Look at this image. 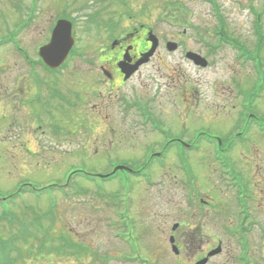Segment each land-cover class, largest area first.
I'll return each instance as SVG.
<instances>
[{"label": "rangeland", "instance_id": "rangeland-1", "mask_svg": "<svg viewBox=\"0 0 264 264\" xmlns=\"http://www.w3.org/2000/svg\"><path fill=\"white\" fill-rule=\"evenodd\" d=\"M15 1L0 0V65L4 67L0 72V199L15 192L22 183L42 186L51 183L50 181H56L58 184H63L65 172L71 166L72 168L78 167L79 170L85 168L87 172L107 173L111 170L107 165L108 161L106 162L107 156H117L119 159L131 158L137 163L136 165L142 163L143 144L144 142L150 143L156 135L150 133L143 135L138 132V126L134 125V140L128 141L126 124L131 123L132 118L127 120L119 116L117 125H112L113 122L110 121V125L116 131L109 135L110 131L104 124L103 114L100 115L102 124L94 122L90 118L85 127L79 120L64 124L59 117L56 122L61 128H59V134H55L49 128L51 126L49 123L52 122L47 117L42 116V121L40 117L32 115L29 109L21 112L20 107L26 105H20L21 96L16 92L14 86L17 84L18 72L22 70L24 64L18 57L12 55L10 48L18 44L26 46L30 54L36 58L35 46L47 41L48 27L52 25L54 15L65 11L74 17L73 30L76 44L78 43L75 49L80 50L78 56L85 54L83 56L85 59L75 56L74 60L61 72L60 81H55L53 87L67 96L73 91L80 92L86 105L83 108L88 115V111L94 108L92 104L96 103L93 88H103L101 83L92 84L89 81L90 76H94L90 74L93 71L91 68L93 65L89 63L95 58L103 37L100 35L101 32L92 26L95 25L94 23L90 24V31L83 30L85 26L89 25L87 18L93 19L88 13L95 14L97 20L115 17L117 18L115 20L120 21L124 28L130 23V20L122 18V11L129 15L135 13V18L148 22L154 32L159 33L168 30L154 22L158 11H161V14L165 11L172 18L180 17L178 13H182L190 22V20H196L199 17L206 18L202 6H193L196 0H127L126 6H122L117 0H38L32 11V21L22 28L19 37L15 35L14 25H17L16 23L21 18L16 16L17 12H15V4H13ZM173 1H182V4L193 6L194 15L190 13L187 15L184 9L177 11L172 4ZM223 1L227 3V0ZM186 4L185 6L188 7ZM21 5L23 7L21 10H26L27 1ZM135 23L136 21L133 20L132 24ZM167 25L168 27L172 26ZM199 47L203 48L200 45ZM229 62L228 59L222 58L223 66ZM98 63L97 60L93 64ZM170 64L168 59H162L160 71L157 70L154 75L155 81L157 83L161 81L163 84L161 92L159 91L158 94L152 92L147 71L142 76L134 78L133 82L137 85L142 101L150 103L152 100H160V103L154 106L156 111L153 108L156 116L165 120L166 123H170L173 131H184L186 137H190L193 130L197 128H205L203 126L209 125L211 121L218 126L217 119L222 115L215 117L210 112L211 107H220L223 105L222 103L232 100V98L230 100L224 98L228 93L224 94L221 91L222 84L216 83L215 92L221 96L214 99L212 103L211 100H208L210 74L207 69L202 70L201 75L194 79V74L186 66L182 67V74L185 76L183 85L189 89L186 91L187 97L194 94L193 100L196 99L198 102L195 108L198 109L196 114L203 117L200 122L191 117L185 122L183 120L185 112L182 111L180 104L175 107L176 101L180 99L174 90L170 91V88L174 89L172 79L168 76V73L171 72ZM152 70H154L153 67ZM83 73L86 76H83ZM30 84L32 87L35 86L33 81ZM88 103H90V107H88ZM260 103L263 104L264 100ZM115 107L116 103L113 102L111 104L112 113H116ZM229 107H226L225 112L228 113ZM219 112L223 114L222 111ZM89 116L95 118L93 113ZM66 125L68 127H62ZM165 125L168 127L167 124ZM223 126L227 125L224 123ZM69 129L71 132H68ZM53 130L55 131L54 128ZM226 130L222 129V133ZM250 136L254 143H248L247 147L237 146L233 157L240 165V168L237 169H240L242 176L249 183L255 198L253 200L256 201V204L253 202L251 208L254 210L256 220H260L264 224V139L257 133ZM256 138L258 139L256 140ZM27 149L32 152L36 150V154H30ZM188 159L195 172L194 179L190 182L191 186L196 191H200L203 197L213 198L218 206L217 209H205L204 207L200 210L196 208V203L188 196L189 183L179 171L174 152L168 154L166 168L152 169L153 179L160 182L157 186L146 185L141 178L137 180L133 174H120L118 177L116 176V180L106 182L104 191L100 193L93 188L91 182L76 176L73 181L74 187L71 190L73 193L69 198L63 197L58 192L53 194L52 191L43 192L42 195L36 197L28 192L27 185H24V188L19 190L23 193L21 198L6 199L3 205L0 204V211L2 208L14 211L23 218L27 217L25 209L27 204L33 206L39 213L47 214L49 209L46 217L50 218L49 214L54 217L53 227L49 231V223L44 221L41 230L45 229L48 233L51 232L49 238L53 241H46L43 235L38 232H35V236L26 241H22V239L15 241L16 244L19 243V250L15 253L12 252L13 256L16 255L15 264H97V262L98 264H120L110 257L114 256L118 248L119 252L125 249L121 244L112 241L109 228L103 227L105 222L110 219V209L112 210L111 204L106 199L118 196L128 198L130 214L135 225L134 234L138 236L144 253L150 257L153 264H176L168 243L170 233L173 234L176 242L182 244L180 251L183 261L188 262V258L192 259L198 254L202 255V252L212 244L213 238L225 236L223 233L217 232L221 229L220 221L222 220L219 210H223L227 221H235V211L230 214L228 212L230 210L229 199L232 198L233 193H236V189L233 187L229 189L228 181L218 175V171L221 173V169L212 160L209 147H202L197 154H188ZM126 162H129V159ZM121 182H126L124 185L128 190H123L120 195L113 196L112 193L120 189ZM67 188L69 189V187ZM81 191L84 192L80 193ZM146 218L149 220L148 223L143 221ZM142 221L144 223H141ZM177 222L179 225L174 231H171V227ZM258 224L260 223L258 222ZM14 226L16 227V225ZM32 228L33 226L26 227L28 230H32ZM251 228L253 231L250 235H246L251 241V264H264V231H258L256 226H251ZM10 231V225L4 222L0 223V238L11 235ZM145 232H148L150 236L143 235ZM192 238L200 241L201 245L197 250L185 246V242L187 243ZM233 239L236 241L234 237H230L229 240L224 239L223 252L211 259L209 264H244L239 258L240 254H237L238 245ZM43 242H46V247H43ZM214 245L215 243L212 244V246ZM3 257V264L11 262V257L6 256L5 253Z\"/></svg>", "mask_w": 264, "mask_h": 264}, {"label": "flooded vegetation", "instance_id": "flooded-vegetation-1", "mask_svg": "<svg viewBox=\"0 0 264 264\" xmlns=\"http://www.w3.org/2000/svg\"><path fill=\"white\" fill-rule=\"evenodd\" d=\"M13 4H15L16 16L22 18L21 2L16 0ZM172 4L176 7L177 11L184 9L187 15L189 13L194 15V8L192 7L200 5L206 13V18L199 17L189 22L187 21V17L183 16L182 13H178L180 17L175 18L166 15L158 18L155 23L163 26L169 21L185 25V27L181 30L175 27L172 29L166 27L168 31L155 33V37L151 34L152 28L146 26L148 22H142L138 27H130L124 32L113 33L111 37L107 36L100 44L101 48L98 49L95 58L91 62L93 71L90 74L94 76H90L91 79L89 81L92 84L101 83L103 88H93L92 91L94 92L96 103L92 104L94 108L88 111V115L83 108L86 105L80 92L73 91L67 96L53 88L55 81L59 82L60 79L57 77L55 71L42 66L43 71L40 72L34 70L38 66L24 64L22 70L18 72L19 76H17L15 90L21 95L20 104L28 105L31 114L35 117L51 116V118L56 120L60 117L64 124H67L69 121L79 120L83 127L86 126L87 119L93 117L89 116V114L93 113L97 119L103 114V118L105 119L104 124L108 126V130L110 131L109 135L116 131L110 125V121L113 122H111L112 125H117L119 116L127 120L132 118V122L126 124L128 141L132 142L134 140V125L138 126V132H141L143 135L150 133L156 135V137L150 143L144 142L142 163L136 165L137 163L131 158L120 160L126 161L129 159L128 163L136 168L163 169L166 168L168 154L174 152L178 168L182 167V164L191 168L192 164L188 159V154H197L205 146L209 147L210 154L212 155L214 146L198 144L199 141L196 135L198 128L193 130L190 137H186L184 131H173L174 129L170 123L168 124L165 120L163 121L156 116L154 106L160 103V100H152L150 103L142 101L139 97L137 85L133 81L136 76H142L147 71L152 92L153 94H158L159 91L161 92L163 84L161 82L157 83L154 75L157 73V70L160 71L161 60L168 59L171 63V75L169 77H171L174 84V89L170 88V91L174 90V93L180 99L176 101L175 107L180 104L182 111L185 112V119H183L185 122L189 117L198 119V122H200L203 117L200 114H196L198 109H195L198 102L196 99L193 100V93L190 94L189 98L187 97L186 91H189V89L183 85L178 74V68H181L183 62L192 67L195 72L202 69L190 58L189 54L194 53L205 59L206 68L210 74L208 100H211L213 103L214 99L221 96L214 89L217 82L222 84L221 91L224 94L225 92L229 94L224 98L229 100L232 98L229 102L222 103L223 105L220 107H211L210 112L215 117L222 115V117L217 119L219 121L218 126L214 125L211 121L209 125L203 127L209 129L210 132L214 133L212 136L219 139L216 147L223 153L226 165L232 169L240 168V165H238V162L233 157V152L237 149V146L247 147L248 143H254L253 139L250 138V135L253 133L259 134L264 139V103H260V101L264 100V0H227V3L223 0H196L193 6L185 3L188 7L182 4L181 1ZM104 19L111 24H114V21H118L115 20L117 19L115 17ZM151 39L156 40L155 50L146 62L136 65L142 59V56L152 47L153 43ZM199 45L203 48H200ZM14 48L15 46H12V49L10 48L12 55L18 57L19 54L16 52L18 50H14ZM170 48L172 49L170 50ZM222 58L228 59L230 62L223 66ZM97 60L99 63L93 64ZM152 67L155 71L152 70ZM28 69H32V75L28 74ZM223 71L224 73H222ZM83 76H86V74L83 73ZM31 81L35 85L33 86V92L30 87ZM54 89L57 91L56 93ZM113 102L116 103V113H112L111 104ZM228 106L230 107L227 113L225 109ZM20 111L25 112V109L21 107ZM219 111H222L223 114H220ZM224 123L228 127H224ZM66 127L68 126L66 125L64 128ZM222 129L226 131L222 133ZM68 132H71L70 129ZM183 141L188 144L184 145ZM120 143H123V141H120ZM246 185L249 192L244 193L243 199H239L235 194L229 199L230 210L228 214L235 211V221H227L223 210H219L222 220L220 221L221 229L217 231L218 233L228 231L230 233L233 230H230L231 226L245 229L247 233L253 231L252 228H246V223L248 219L251 222H256L254 210L251 208V205L254 204L253 202L256 204V201L253 200L255 198L249 183L247 182ZM189 198L196 203L197 209L202 210L204 207L205 209L218 208L213 198L203 197L201 193L194 198ZM255 209H257L256 206ZM126 212L127 215L125 217L126 219L128 218V224L135 231L129 204L127 205ZM246 212L250 214L246 215ZM243 215H245L244 219L242 218ZM143 221L145 223L149 222L147 218ZM143 221L141 223H144ZM240 222H242V225L238 224ZM178 225L179 223L177 222L176 227ZM262 225L264 226L263 222ZM170 230L174 231L175 229L171 227ZM143 235H149V233L145 232ZM216 240L221 241L216 236V238L212 239V244ZM247 243L250 244L251 241L248 240ZM212 244L202 252V255L199 256L198 254L197 257L188 258V262H186L181 259L182 252L180 250L182 249V244L175 241L176 254L173 257L176 264H197L199 260L205 259L207 253L216 246V244L214 246ZM221 244L225 245L223 239ZM200 245V241L195 238H192L187 243L185 242V246L189 249L195 248L197 250V248H200ZM223 248L221 247L216 256H219L223 252ZM139 250L144 253L140 243ZM248 253H251V247ZM216 256L207 258L203 264H209L210 260ZM150 264L153 263L150 262Z\"/></svg>", "mask_w": 264, "mask_h": 264}, {"label": "water", "instance_id": "water-1", "mask_svg": "<svg viewBox=\"0 0 264 264\" xmlns=\"http://www.w3.org/2000/svg\"><path fill=\"white\" fill-rule=\"evenodd\" d=\"M71 44L70 24L67 21H58L50 42L40 48V55L53 63L51 65H57L66 56Z\"/></svg>", "mask_w": 264, "mask_h": 264}, {"label": "trees", "instance_id": "trees-1", "mask_svg": "<svg viewBox=\"0 0 264 264\" xmlns=\"http://www.w3.org/2000/svg\"><path fill=\"white\" fill-rule=\"evenodd\" d=\"M13 226V225H12ZM11 234L16 235V229H14V227H11ZM4 256V250L2 248H0V264H3V257ZM13 259H16V257H14ZM10 264V262L8 263Z\"/></svg>", "mask_w": 264, "mask_h": 264}, {"label": "bare ground", "instance_id": "bare-ground-1", "mask_svg": "<svg viewBox=\"0 0 264 264\" xmlns=\"http://www.w3.org/2000/svg\"><path fill=\"white\" fill-rule=\"evenodd\" d=\"M5 56V55H4Z\"/></svg>", "mask_w": 264, "mask_h": 264}]
</instances>
